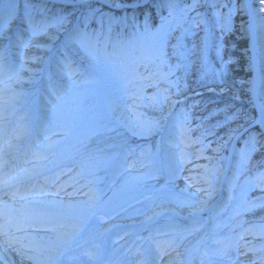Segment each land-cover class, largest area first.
I'll return each instance as SVG.
<instances>
[{
  "label": "rangeland",
  "instance_id": "obj_1",
  "mask_svg": "<svg viewBox=\"0 0 264 264\" xmlns=\"http://www.w3.org/2000/svg\"><path fill=\"white\" fill-rule=\"evenodd\" d=\"M65 1L67 5L61 6L57 13L56 3L53 0H31L35 5H44L45 9L43 11L37 8L33 14L35 17L44 15L50 20L54 15H65L69 20V23L64 26L65 29L72 27L84 14L90 11L95 12V17L88 27L94 29L100 27L101 16L104 18L113 16L122 21V23L113 24V36L115 37L116 33H121L131 43L118 52L116 59L105 60L103 63H99L98 59L92 61L83 52H78L76 48L72 49L81 58L85 67L90 69L88 73L90 72L91 76L86 74L87 81L83 82L84 85L75 84L69 94L61 95V101L54 107L52 117H50L51 125L56 127L61 124L63 129L70 126V134H72L74 126L77 128V123H79L81 128H77L72 138L80 139L82 144L87 143L86 147L95 148L98 150L96 153L100 154L96 161H93V165L91 164L90 173L93 172L95 165L96 173L103 171L101 177L106 173L110 176L114 175L113 178L116 177L111 191L105 189L106 182L102 178L97 176L95 181L97 192L106 196L103 202L97 196V205L101 206L107 214L137 201L147 191L144 189L147 184L150 183V186L159 185L161 181V188L154 192L150 199L133 207L130 206L129 209L123 208L112 216H106L109 217L106 221L102 222V220L92 217L85 224L79 226L80 231L74 237L75 240H78L77 243L97 238L99 241L97 250L101 248V255L105 246L104 240L100 237L110 227L109 224L112 220L124 221L144 209L145 212L140 218L147 216L155 218L159 215L154 214L162 209H167L169 212L165 213H171L164 217L166 219L163 218V221L159 220V223L160 221L161 223L165 222L162 230L173 232L167 228L170 222L173 228H184V224L177 221L171 214L191 212V209L182 206L181 202H193L199 207V200L204 199L207 204L219 192L218 183L231 146V138L235 133L241 132L243 127L252 123L257 116L256 104L250 91V79L253 74L248 53V37L244 32L246 16L243 14L242 0H200L199 6L194 11L187 12L181 26L166 36H137L133 34L143 31L146 17L149 19V27L152 32L160 29L164 20L170 19L169 10L164 6L168 0H130L124 4H127L131 9L125 8L117 11L107 8L105 2L107 0ZM136 1H140L138 7H135ZM177 2L179 4L177 16L180 15V10L184 6L192 4V0H177ZM18 3V13L21 11L23 14L24 0H18ZM115 4L123 5L119 1H116ZM50 6L51 8H49ZM193 20L199 22L198 26L192 23ZM15 24L16 22L14 23L13 20L7 31V35L10 37L16 29ZM134 25L138 27H134ZM190 27L195 35L187 36L184 42L189 48L195 43L197 54L191 57V66L185 71L176 66L182 61L174 54L173 46L176 45V38L181 35L182 29ZM65 32L64 29L50 28L47 34L34 37L33 43L38 46L21 49L23 65L18 77L14 75L13 70L8 72L7 95L4 98L0 97V102L7 105L8 115L11 118L7 126L10 130L21 125L23 134H27L29 137L34 136L33 132H29L22 125V121H17L19 116L13 118L12 116L19 113L17 110L22 108L26 101L21 93V88L30 86L32 88L30 91L31 100L39 101L40 98H37L38 87L36 86L41 82L44 83L41 73L37 75L42 65L39 53L47 54L49 45L46 44L57 43L60 38H63ZM50 37H54V39ZM205 38L208 42L207 65H203L199 58L200 46ZM226 38L231 39L228 44ZM3 43L8 44V41L0 40V44ZM217 45L221 46L220 56H217ZM158 46H162L163 51L167 54L161 59H157L153 54L154 49ZM37 54H39V59H37ZM223 55L230 58L225 61ZM231 55L235 57V63L231 61ZM226 63H232L244 75V77H237L233 85L236 86L235 91L244 90L248 98L241 99L236 95L228 94L227 90L222 87L228 70ZM90 65H92L91 68ZM205 71H207V75H202ZM214 71H223L225 75L223 78H218L213 74ZM176 83L179 85V90L175 86ZM210 83L217 84L221 88L216 91L209 86V89L189 92L192 86H205ZM165 89L169 90L167 95L170 96L171 102L162 103L160 107H153L147 98L156 95L158 91L163 92ZM203 93L216 95L223 101L217 102L216 105L212 103L210 107L202 106L198 104L199 101H196V98L202 96ZM260 97L263 103L261 105L264 106V92ZM186 100L191 101L192 106L190 103L180 105V102ZM182 110L190 116L187 126L183 129L180 125ZM170 113L172 115L168 119L166 128L163 129V122ZM233 113L236 114V118L225 122V117L231 116ZM152 121H159V127L152 131H146V126ZM251 127L237 141L233 162H231L232 167L228 170L230 178L227 182L225 203L223 202L222 205L224 208L230 205L232 197L236 194L235 202L226 213L225 218L218 214L219 216L213 221V223L217 222L218 226L220 225L218 228H214L213 232L216 244L221 245L223 241H226L227 236L228 242L240 240V244L236 246L239 259L233 264H264V206L249 207L253 202L264 204V135H262L264 127ZM41 129L44 130L45 126ZM250 135H255L259 143L255 145L246 143ZM198 138L202 139V145L193 143ZM53 140L56 141V139ZM134 141L140 143L141 145H137L148 155L144 166L122 175L115 172L109 173L107 170L115 166H118L119 170L123 169V165L119 166L120 162L125 164L137 160L138 156L128 159L131 154L123 155L117 160L120 151L125 147H131ZM242 153H247V161L243 165L240 163ZM255 153L258 156H255ZM205 166L214 187L211 198L206 197L204 193H197V185L189 186L190 181L187 179L190 168L194 169V176H197L204 171ZM252 171H258L254 177ZM64 178L62 177V179ZM133 178L135 179L133 180ZM182 180L185 181V184L179 186L178 183ZM200 186L207 187V185ZM83 200L78 199V195L73 196L72 199L74 202ZM108 207L109 209L106 211L105 208ZM63 211L66 214V220H81L84 215V212L78 208H63ZM196 218L200 221V217ZM244 223H250L252 227L242 228ZM65 230L70 229H61V231ZM128 230L130 229L124 228L116 231V234L112 235L110 239L111 243L122 237ZM49 234L54 235L53 233ZM183 235L184 238L173 251L176 258L180 257L181 247L189 238V233H183ZM37 242L40 241L37 240ZM76 244L71 245V248L73 253L77 254V260L71 261L61 257V260L66 264H80V257L85 256L82 253V248ZM83 248L90 250V246L83 245ZM199 251L200 247L197 245L195 253ZM202 251L203 253L208 251L213 256L203 260V264H228L234 250H230L228 247L222 258H217L221 253L218 246L211 249L203 248ZM121 257L124 259V264H128L134 256L125 251ZM53 259L55 260L54 254Z\"/></svg>",
  "mask_w": 264,
  "mask_h": 264
},
{
  "label": "snow or ice",
  "instance_id": "obj_2",
  "mask_svg": "<svg viewBox=\"0 0 264 264\" xmlns=\"http://www.w3.org/2000/svg\"><path fill=\"white\" fill-rule=\"evenodd\" d=\"M261 5H264V0H259ZM200 4V0H192L191 5L184 6L180 10V15L177 16L176 12L179 8L177 0H168L167 4L164 5L169 10L170 19L164 20L161 24L160 29L156 32H152L149 27V19L146 17L143 24V31L134 33L133 35L142 36L150 35L166 36L169 32L175 28L180 27L184 21L185 15L189 11H194ZM117 7L121 5L117 4ZM139 6L138 4L136 5ZM214 6V5H213ZM159 7V6H157ZM243 7H247L244 5ZM19 3L18 0H0V40H7L8 44L0 49V68H3L7 62V57L10 48L17 47L20 49H27L29 47H36L38 45L33 43V38L48 33L50 28L57 30L64 29L67 35L59 49L57 58L58 71L69 80V85L63 86L62 89H57L54 85L50 84L49 88L57 98H60L62 94H69L70 89L75 86L76 76H83L84 73L75 65L73 60L72 49L77 48L83 52L90 60L95 61L99 58L100 54L103 53L108 60H114L118 57V52L126 48L131 41L127 40L121 33H116L113 36V24L122 23L113 16L104 18L100 17V27L98 29L89 30V23L95 17V12L90 11L84 14L79 21L74 23L71 28L65 29L64 26L69 23L67 16L65 15H54L51 20H45L37 22L34 16V11L37 8L44 9V5H35L31 0H24L22 21L27 25L25 31L30 33L28 39H23L20 33H17L15 40L7 35L9 26L13 20L17 18ZM259 11L264 12V7L260 8ZM194 25L198 26V21L193 20ZM134 27H138L134 25ZM189 35H195L192 32L191 27L182 29L181 35L177 37V43L174 45V54L177 55L182 61L176 66L183 68L185 71L191 66V57L197 54V45L193 43L191 48L185 44V38ZM53 38L54 37H50ZM111 47L112 52L109 53L108 49ZM207 51L208 42L207 38L202 41L200 46V60L203 65H207ZM217 56L221 54V46H216ZM157 59L165 57L167 54L163 51L162 46H158L154 49L153 53ZM20 55V53H18ZM38 59V58H37ZM25 63L27 61L25 60ZM223 64V60H222ZM92 65H90V68ZM27 70V69H25ZM213 74L218 78H223L225 73L223 71L216 72ZM91 76V73H88ZM202 75H207L205 71ZM177 90H179L178 83L175 84ZM168 89L163 92L158 91L156 95L148 97L147 99L151 102L153 107H160L162 103L171 102L170 96L167 95ZM262 114H264V106L261 108ZM236 118V114L233 113L231 116L225 117V122H228ZM8 117L0 112V121L7 122ZM190 116L187 112L181 111L180 125L181 128H185L188 124ZM264 126V117L259 121ZM159 127V121H152L146 126V131H152ZM16 132V139H21L23 134V127L19 130L13 129ZM43 132V129L40 130ZM235 131V130H233ZM71 132V127H65L63 134L67 136ZM56 133L44 134L43 141L34 138L33 144L30 146L32 156L35 158L32 169H19L8 172L6 170L7 160L3 159L4 145L11 147H19V145H11L7 139L8 133L5 132L3 137H0V191L5 196H8L12 200H20L24 203L19 209H13L6 200L0 199V262L2 264H8L7 251H13L23 261H31V264H52L53 254L56 260H60L61 257H65L68 260H77V254L73 253L70 241L80 231V228L75 224L71 225L70 230L61 231L65 229L64 216L61 213L54 212V207L59 208H78L83 211L86 215L95 217L96 219H103L107 213L103 212L102 209L98 208L97 205V193L92 187L93 181L89 180L84 172L75 171L71 167L59 168L57 171L46 170L43 162L49 159V155H55L56 146L58 141L53 140L51 137ZM40 133H38V136ZM231 135V133H230ZM264 135V133H262ZM193 143H200L202 145V139L198 138ZM246 143L258 144L255 135H250L249 140ZM203 146L200 148L202 153ZM183 158V154H182ZM247 161V153L241 154L240 163L243 165ZM46 172L50 174H46ZM42 177V179H40ZM62 177H66L62 179ZM33 180L30 186L21 192L17 187L15 190H11L15 185L19 184L23 180ZM135 178H133L134 180ZM190 181L189 186L197 185L196 192L204 193L206 197L211 198L214 191L212 181L209 179L208 169L205 166L204 171L197 176H190L187 178ZM84 181V183H81ZM200 185H207L203 187ZM76 196L82 195L86 197L83 201H65L63 196ZM195 195V193H193ZM59 197V199H57ZM182 206L188 207L193 213H199L203 211L206 200L201 199L198 201L199 207L196 203L184 201L181 202ZM264 206V204H258L253 202L249 205L250 208H256ZM115 211V210H113ZM103 213V214H101ZM218 214V213H217ZM158 215V214H154ZM215 215L210 217L211 220L215 219ZM153 216H147L146 220H152ZM31 228L33 232L44 231L53 233L54 236L46 238V242H37L34 235L28 232ZM199 229V222L194 223L191 229L185 231L195 232ZM142 231H148V235H141V232L126 233V235H132L133 239L126 251L130 252L134 257H139L137 260H129L128 264H160V261L164 257H170L172 252L176 250L179 243L184 238L183 232L180 231H161L156 229L155 232L149 229H143ZM23 232V236H17L16 233ZM161 236L168 237L167 239H161ZM27 241V243H25ZM88 241H84L87 244ZM82 248V253L89 256H94L88 249H84L83 245H78ZM218 254V253H216ZM204 256H209L210 253L205 251ZM170 264V262H169ZM203 264V261H202Z\"/></svg>",
  "mask_w": 264,
  "mask_h": 264
},
{
  "label": "bare ground",
  "instance_id": "obj_3",
  "mask_svg": "<svg viewBox=\"0 0 264 264\" xmlns=\"http://www.w3.org/2000/svg\"><path fill=\"white\" fill-rule=\"evenodd\" d=\"M244 5H247V7H243ZM242 8H243V14L246 16V24L244 28V32L247 34L248 37V53H249V59H250V66L252 68V78L250 79V91H251V97L254 100V103L256 104V112L257 116L256 119H254V126L262 127L263 126L259 123V121L264 117V114L261 112V108L263 104L261 102V95L264 92V15L262 11H259L260 8H262V5L259 3L258 0H242ZM6 87L7 85L0 86V95L3 93H6ZM172 107L174 105H171ZM170 106V107H171ZM7 105L0 102V112H3L6 115L7 112ZM7 116V115H6ZM1 122V121H0ZM15 134H11V137H14ZM13 140H17L16 137L13 138ZM22 141L16 142V145H19V147H13V149L9 150V148H5L3 152V159L7 160L8 163L11 160L13 153L17 154L20 152V148H22L23 144H21ZM21 144V145H20ZM235 143L233 142V146ZM234 150V148H232ZM24 155V154H23ZM21 155V158L22 156ZM194 169L190 168L188 177L194 176ZM29 180H23L19 185H27L30 184ZM185 181L182 180L178 183L179 186H184ZM1 194V191H0ZM63 196V194H61ZM59 199V197L57 198ZM63 199L65 201H68L69 199L63 196ZM5 200L9 203V205L12 206V208H18L21 202L18 200H12L9 199V197L5 198ZM212 203H214V200H210L206 206H211ZM168 211L167 209H162L158 211L156 214L163 215L165 212ZM169 212V211H168ZM161 213V214H160ZM171 213V212H170ZM168 214V213H166ZM148 220H146V217L136 219L131 222V226L134 228H140L144 224H146ZM30 234L34 235L37 240H39L41 243L46 242V238L54 235H50L47 232L39 231V232H29ZM7 260L8 264H21V259L18 255H16L13 251H7ZM2 264V262H0ZM23 264H31V261L25 260L23 261ZM52 264H55L54 261Z\"/></svg>",
  "mask_w": 264,
  "mask_h": 264
},
{
  "label": "trees",
  "instance_id": "obj_4",
  "mask_svg": "<svg viewBox=\"0 0 264 264\" xmlns=\"http://www.w3.org/2000/svg\"><path fill=\"white\" fill-rule=\"evenodd\" d=\"M116 1H119V2L124 3V2H128L130 0H109V2L110 3H113V4H115ZM230 40H228L226 38V41H227L226 43L228 44V41H230ZM235 45H236V43H235ZM223 57L225 58V61L228 60V58H230V57H227V55H223ZM233 57L234 56L231 55V61L233 63H235V57L234 58ZM224 58H223V60H224ZM226 65H227V69L228 70H227V75H226V77L224 79V82L222 83V84H224V86H222V87L227 88L228 94H231V95H234V96L236 95V96L240 97L241 99L242 98L243 99L248 98L247 97V94H246V92L244 90H240L239 89L238 91H235L234 88L236 86L233 85L234 80L237 77H240V76H243L244 77V75H242L241 72H240V70L236 66H234L232 63L231 64L226 63ZM209 86H214V87H217V89H220V86L219 85L210 83L209 85H205V86H198V87H193L192 86V88L190 89L189 92L194 93L195 91H198V90H205ZM196 101H199L198 104H201L202 106L208 105V107H210L212 103H214L216 105L217 102H222L223 100H222V98H220V97H218L216 95H212V94H208V93H203L202 96H199V97L196 98ZM188 103H190V105L192 104L191 101H189ZM255 156H258V154L255 153ZM254 158H257V157H254Z\"/></svg>",
  "mask_w": 264,
  "mask_h": 264
},
{
  "label": "water",
  "instance_id": "obj_5",
  "mask_svg": "<svg viewBox=\"0 0 264 264\" xmlns=\"http://www.w3.org/2000/svg\"><path fill=\"white\" fill-rule=\"evenodd\" d=\"M108 4V1H105ZM109 5V4H108ZM122 8V6H120Z\"/></svg>",
  "mask_w": 264,
  "mask_h": 264
}]
</instances>
